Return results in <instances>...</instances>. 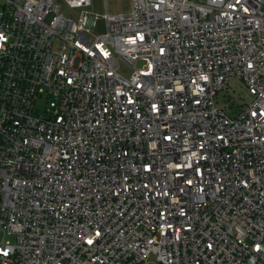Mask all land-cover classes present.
<instances>
[{
    "label": "built area",
    "instance_id": "obj_1",
    "mask_svg": "<svg viewBox=\"0 0 264 264\" xmlns=\"http://www.w3.org/2000/svg\"><path fill=\"white\" fill-rule=\"evenodd\" d=\"M62 4L91 0H2L0 264H264V0H133L95 38Z\"/></svg>",
    "mask_w": 264,
    "mask_h": 264
},
{
    "label": "rangeland",
    "instance_id": "obj_2",
    "mask_svg": "<svg viewBox=\"0 0 264 264\" xmlns=\"http://www.w3.org/2000/svg\"><path fill=\"white\" fill-rule=\"evenodd\" d=\"M133 0H91V4L84 8H70L66 4H62L61 12L64 16L77 20L82 11L88 12L90 18H97L96 25L92 28L89 34L90 38L103 35L106 32V20L105 14L110 15H125L132 10ZM2 6V0H0V12ZM54 50H58L59 42L54 45ZM142 63L138 62L136 66H140ZM119 73L125 78H129L133 69L126 63L119 62ZM252 96L249 94L246 85L238 78H231L228 83L225 84L223 89L218 93L216 97L217 104L220 108H223L229 115L236 114L238 110L244 108ZM227 106V107H226ZM3 242L10 245L15 244L16 238L8 232H0V244Z\"/></svg>",
    "mask_w": 264,
    "mask_h": 264
}]
</instances>
